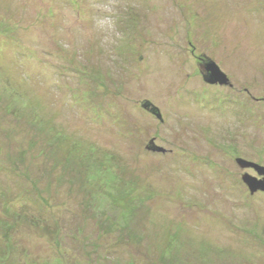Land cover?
I'll return each instance as SVG.
<instances>
[{"label":"rangeland","instance_id":"374dc122","mask_svg":"<svg viewBox=\"0 0 264 264\" xmlns=\"http://www.w3.org/2000/svg\"><path fill=\"white\" fill-rule=\"evenodd\" d=\"M236 159L264 168V0H0V264H264Z\"/></svg>","mask_w":264,"mask_h":264},{"label":"water","instance_id":"95a60500","mask_svg":"<svg viewBox=\"0 0 264 264\" xmlns=\"http://www.w3.org/2000/svg\"><path fill=\"white\" fill-rule=\"evenodd\" d=\"M205 69V82L208 84H219V85H228V79L225 74H223L220 69L216 66V64L212 62H206V65L204 67ZM144 108H150L149 104H146ZM150 113L155 116L159 121H162L161 115L159 114L158 110L156 108H152L149 110ZM153 146L149 147L148 150L155 152V153H163L164 149L157 147L151 143ZM237 166L241 170H252L253 172L256 173L258 177L261 179H257L255 177H252L248 174H244L241 178L243 184L247 187L250 195H254L255 193H264V168L258 166L255 163L247 162L241 159H236L235 160Z\"/></svg>","mask_w":264,"mask_h":264},{"label":"flooded vegetation","instance_id":"af4514ba","mask_svg":"<svg viewBox=\"0 0 264 264\" xmlns=\"http://www.w3.org/2000/svg\"><path fill=\"white\" fill-rule=\"evenodd\" d=\"M201 62L203 63V62H205V61H204L203 59H200V63H201ZM202 68H203V67L201 66V70H202ZM204 74H205V72H204ZM204 74H202L203 78L205 77Z\"/></svg>","mask_w":264,"mask_h":264}]
</instances>
